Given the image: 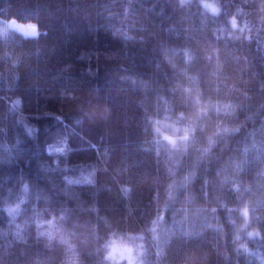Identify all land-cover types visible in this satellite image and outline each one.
I'll return each instance as SVG.
<instances>
[{"label":"trees","instance_id":"trees-1","mask_svg":"<svg viewBox=\"0 0 264 264\" xmlns=\"http://www.w3.org/2000/svg\"><path fill=\"white\" fill-rule=\"evenodd\" d=\"M216 2L0 0V264H103L114 230L145 264H264V0ZM203 107L187 153L158 142Z\"/></svg>","mask_w":264,"mask_h":264},{"label":"clouds","instance_id":"clouds-1","mask_svg":"<svg viewBox=\"0 0 264 264\" xmlns=\"http://www.w3.org/2000/svg\"><path fill=\"white\" fill-rule=\"evenodd\" d=\"M191 0H181L182 6L190 3ZM202 7L206 10H209L213 15H220L221 9L219 5L216 3V0H201ZM230 24L233 29L238 27V22L235 16H233L230 20ZM16 21L13 20L9 27H16ZM7 31L6 29L4 30ZM243 31V29H241ZM33 35H39V28L36 26L33 30ZM27 36V33H25ZM219 111V109H217ZM208 109L206 107L198 108L195 117L186 116L184 112L178 113L174 122L169 123L168 117H165L164 120H155L153 122V131L154 134L159 137L158 142H164L167 144L168 149L172 152H182L187 153L191 142L193 141L197 127L196 121L202 116L207 115ZM234 131H239V128L234 129ZM209 144L213 143L211 136L208 138ZM211 147L205 148L204 152H210ZM171 171V170H170ZM94 175V173H93ZM194 177V173L192 174ZM94 182V181H89ZM191 183V179L189 176H185L184 178V186L187 187L188 184ZM175 187V183L169 184L168 186V198L171 199L173 192L172 189ZM28 186L24 185L23 191L27 192ZM130 188H125V193L130 192ZM23 202V201H22ZM20 210V205L17 204L15 206L9 205L4 208V211L7 212L8 215H13L14 213H18ZM213 212L216 211L215 208L212 209ZM241 213L244 217V224L241 226L242 228H246L249 223V207L247 204L241 209ZM55 219V218H53ZM63 219V217H61ZM160 220H163V216L158 217L157 220L153 221V228L150 229L153 233L156 232L155 225L159 223ZM49 225H52L53 221H47ZM235 223V221H233ZM40 235H48L49 238L53 237V233H40ZM248 235L251 237L253 235L260 236V232L258 229H254L250 231ZM158 239V237H155ZM236 239L239 240L240 236L237 235ZM144 235L143 233H132V232H120L118 230H114L108 234L107 240L101 246L104 250L103 256V264H145L143 257L145 255L144 250ZM241 248L247 251L246 245H240ZM158 255H163V252H159ZM68 264H77V261L70 260Z\"/></svg>","mask_w":264,"mask_h":264},{"label":"rangeland","instance_id":"rangeland-1","mask_svg":"<svg viewBox=\"0 0 264 264\" xmlns=\"http://www.w3.org/2000/svg\"><path fill=\"white\" fill-rule=\"evenodd\" d=\"M207 11H209V10H207ZM16 24H17V26L16 27H12V28L17 29L19 32H22L24 34L27 33L28 36H31V35L33 36V29L35 28L34 26H32V25H26V24H18V23H16Z\"/></svg>","mask_w":264,"mask_h":264},{"label":"snow or ice","instance_id":"snow-or-ice-1","mask_svg":"<svg viewBox=\"0 0 264 264\" xmlns=\"http://www.w3.org/2000/svg\"><path fill=\"white\" fill-rule=\"evenodd\" d=\"M34 30V29H33Z\"/></svg>","mask_w":264,"mask_h":264}]
</instances>
